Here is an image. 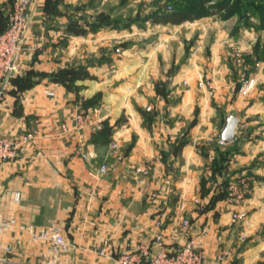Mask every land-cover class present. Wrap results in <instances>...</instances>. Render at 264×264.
Instances as JSON below:
<instances>
[{"label": "crops", "instance_id": "obj_1", "mask_svg": "<svg viewBox=\"0 0 264 264\" xmlns=\"http://www.w3.org/2000/svg\"><path fill=\"white\" fill-rule=\"evenodd\" d=\"M98 1L59 0L58 11L50 12L46 0H33L35 21L19 69L0 94V135H32L19 157L0 170V223L15 221L0 233L1 245L11 246L10 252L0 251V264H35L54 254L50 242L32 238L25 229L30 224L60 225L73 244L64 258L112 264L121 249L153 235L155 215L168 218L165 233L180 242L186 234L173 237L169 231L182 230L185 215L193 232L206 227L202 247L209 259L225 247L233 254L224 264H264V99L252 100L256 108L241 109L243 95H219L217 63L207 76L211 91L198 86L201 76L191 61L171 78H162L148 55L133 70L131 56L150 51L149 45L124 49L129 64L81 61L75 68L86 67L88 75L76 80L78 90L53 80L51 73L84 56V49L81 54L77 49L85 39L70 26L72 18L82 25L84 17L73 3L87 4L90 12ZM6 2L0 0V30L11 11L6 12ZM104 32L115 37L116 30ZM93 50L86 49V55L93 56ZM163 80L170 86L167 95L157 87ZM231 110L241 122L235 140L224 143L220 131ZM80 112L99 129L109 126V142H93L99 129L92 124L77 128ZM112 141L118 146L111 147ZM227 149L233 153L225 169L214 172V158ZM103 163L110 168L100 175ZM242 176L252 189L241 205L229 203L227 195L215 196L225 179ZM202 178L210 188L205 194L199 192ZM235 208L248 212L239 224L231 220ZM98 244L106 245V256L97 253Z\"/></svg>", "mask_w": 264, "mask_h": 264}, {"label": "rangeland", "instance_id": "obj_2", "mask_svg": "<svg viewBox=\"0 0 264 264\" xmlns=\"http://www.w3.org/2000/svg\"><path fill=\"white\" fill-rule=\"evenodd\" d=\"M195 1L99 0L93 7L94 10L90 12L87 4H74L77 3L74 2L78 14L84 17L82 26L76 31L73 30L74 34L81 35L85 39L77 49L81 54L83 48L84 56H77L76 59H73L74 56L70 57L74 60L72 66L64 68L79 66L81 61L89 63L93 59H99L101 62L115 61L117 66L124 62L129 64V58L124 57V49L130 50L132 47L149 45L152 46L150 51H138L131 56L133 70L148 55L149 59H153L156 67L161 69L162 78L166 76L171 78L177 74L180 67L186 66L185 64L191 61L196 76L198 77L200 73L201 77H198V80L211 82L209 86L202 88L211 91L214 85L207 76L213 70L211 67L213 68L217 63L214 78L220 86L219 95H243L241 109L256 108L252 100L258 97L264 99V0H222L234 6L212 15L176 23L165 22L163 19L156 20L157 14L162 15L166 8L179 11L189 8L204 12L216 10L211 3L217 0H209L203 6H194ZM6 3L7 12L10 11L12 0H7ZM93 22L95 30L91 29ZM108 28L116 30L115 37L105 34L104 30ZM91 32L102 34L90 36ZM60 43L65 46L64 41ZM88 48L95 50L93 56L86 55L85 51ZM251 79L254 80L252 86L245 84ZM198 86L201 87L199 83ZM157 87L162 95L170 92V86L165 80ZM249 113L255 115L254 112ZM255 118L259 119V116ZM217 167L219 166L216 165ZM207 185L208 180L202 178L199 188L201 194L210 191ZM247 216L248 212L245 218ZM152 217L154 222L157 215ZM161 218L165 229L169 223L168 218L165 215ZM183 219L189 220L190 217L185 215ZM172 227L169 235L176 237L178 232H180L179 236L184 234L183 230L175 229L177 226ZM150 234H153L152 229ZM177 239H174L173 245L180 243L181 239Z\"/></svg>", "mask_w": 264, "mask_h": 264}, {"label": "built area", "instance_id": "obj_3", "mask_svg": "<svg viewBox=\"0 0 264 264\" xmlns=\"http://www.w3.org/2000/svg\"><path fill=\"white\" fill-rule=\"evenodd\" d=\"M37 9L33 8V0H14L11 11L8 15L7 28L0 33V94L2 93L6 82L19 69L21 55L23 53L25 42L35 21ZM254 80L251 79L245 84L252 86ZM210 81L200 79L199 85L207 87ZM77 128L81 129L87 124L84 112H80L75 116ZM96 129L101 125H95ZM67 128L64 127V130ZM32 138L27 135L22 139L11 137L8 135H0V170L5 164L16 160L22 152L23 145ZM221 142L222 139H220ZM111 147H117V141L110 143ZM109 165L103 163L99 169V174L103 175L109 170ZM251 181L245 177L232 179L227 186V200L237 207L241 205L251 193ZM22 199L21 191L14 193V201L19 202ZM246 210L235 208L232 212V223L239 224L245 219ZM15 224L14 219L2 221L0 223V233ZM153 235L147 240H141L134 244L131 248L121 249L117 254L113 255L112 264H224L232 254V249L220 248L213 258H207L202 247V241L207 231L203 227L199 232L192 231L190 220L182 219L180 227L186 234L184 241L173 245L174 238L167 237L162 218L158 217L153 222ZM25 229L31 234L35 241H47L53 245L54 254L44 260H40L35 264H79L74 259L64 258L63 254L73 248L65 235L63 228L58 224L49 227L37 229L34 224H30ZM11 251L10 245H1L0 251ZM107 247L104 244L97 245V253L100 256H106Z\"/></svg>", "mask_w": 264, "mask_h": 264}, {"label": "trees", "instance_id": "obj_4", "mask_svg": "<svg viewBox=\"0 0 264 264\" xmlns=\"http://www.w3.org/2000/svg\"><path fill=\"white\" fill-rule=\"evenodd\" d=\"M13 1L11 3V8L13 5ZM58 2L59 0H55L53 2V0H46V5H45V9L47 11L50 12H54V11H58ZM207 2H209V0H196L194 2V6H203L205 5ZM212 7L214 9H216L214 12H204V11H193L192 9H185L183 11H179V10H169V9H165V12L162 15H158L156 17V20L161 21L163 19V21L168 22H181L182 20H186V19H196V18H200L203 17L205 15H212L218 12H221L223 10L226 9H231L234 5L230 2L224 1L222 2V0H217L215 3H211ZM10 8V9H11ZM9 13V11H8ZM6 21H5V25L4 27L0 30V33L3 32L8 25V14L5 17ZM148 18V17H147ZM88 22V19H87ZM93 26H91V29H94V22L92 23ZM70 26H71V30H77L78 28H80L79 26H82L80 24H77V21L75 20V18L71 19L70 22ZM95 30V29H94ZM84 70V71H82ZM84 72V73H82ZM51 78L55 81L61 82L63 83L67 88L69 89H79V86L76 85V80L81 78L82 76L86 77L88 75L86 67H84V69H80V68H75V67H70V68H63L58 70L57 72L51 73ZM109 137H110V129L109 126H107L104 123V126L102 129H99L98 131H96V133L94 134L93 137V142L95 143H107L109 142ZM233 152L229 149H227L226 151H219L218 156H216L212 162V166H213V171L215 172L216 170H223L226 167V163L229 161L231 154ZM216 165H218L219 167L216 168ZM204 179V178H203ZM206 179V178H205ZM204 181V180H203ZM230 182V179H225L221 185L222 187L219 189V191L216 193V197H225L227 195V186Z\"/></svg>", "mask_w": 264, "mask_h": 264}, {"label": "water", "instance_id": "obj_5", "mask_svg": "<svg viewBox=\"0 0 264 264\" xmlns=\"http://www.w3.org/2000/svg\"><path fill=\"white\" fill-rule=\"evenodd\" d=\"M240 122L241 119L238 117L236 111L231 110L225 114L223 127L220 131V136L224 143H230L235 140Z\"/></svg>", "mask_w": 264, "mask_h": 264}]
</instances>
